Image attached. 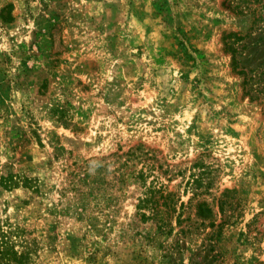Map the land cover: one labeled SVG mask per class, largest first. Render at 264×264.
Listing matches in <instances>:
<instances>
[{
    "label": "rangeland",
    "instance_id": "1",
    "mask_svg": "<svg viewBox=\"0 0 264 264\" xmlns=\"http://www.w3.org/2000/svg\"><path fill=\"white\" fill-rule=\"evenodd\" d=\"M228 32L261 61L264 0H0V224L31 264H264V103Z\"/></svg>",
    "mask_w": 264,
    "mask_h": 264
},
{
    "label": "trees",
    "instance_id": "2",
    "mask_svg": "<svg viewBox=\"0 0 264 264\" xmlns=\"http://www.w3.org/2000/svg\"><path fill=\"white\" fill-rule=\"evenodd\" d=\"M241 39L234 32L223 33V50L229 54L231 70L241 76L242 95L250 101L264 103V58L249 67L240 66L242 56L235 43ZM15 184L17 180L10 172L0 176L1 186L9 188ZM24 234L25 229L9 219L0 224V264H31L30 252L34 239L26 240Z\"/></svg>",
    "mask_w": 264,
    "mask_h": 264
}]
</instances>
